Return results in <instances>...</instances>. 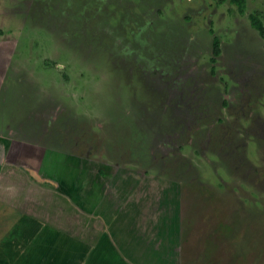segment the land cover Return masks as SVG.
Wrapping results in <instances>:
<instances>
[{
  "label": "rangeland",
  "instance_id": "374dc122",
  "mask_svg": "<svg viewBox=\"0 0 264 264\" xmlns=\"http://www.w3.org/2000/svg\"><path fill=\"white\" fill-rule=\"evenodd\" d=\"M253 12L0 0V264H264Z\"/></svg>",
  "mask_w": 264,
  "mask_h": 264
},
{
  "label": "trees",
  "instance_id": "16d2710c",
  "mask_svg": "<svg viewBox=\"0 0 264 264\" xmlns=\"http://www.w3.org/2000/svg\"><path fill=\"white\" fill-rule=\"evenodd\" d=\"M222 1H226V0H222ZM231 4L235 5L238 9V11L240 13H244L245 9H246V0H228ZM258 13H250L249 14V19H250V24L251 26L258 32L259 36L264 39V23L263 21L260 19L259 14ZM210 32L213 35V31L210 30ZM212 48H213V57H212V61L216 62L217 57L220 54L221 51V41L220 38L216 35L213 36V40H212Z\"/></svg>",
  "mask_w": 264,
  "mask_h": 264
},
{
  "label": "crops",
  "instance_id": "0c3cea01",
  "mask_svg": "<svg viewBox=\"0 0 264 264\" xmlns=\"http://www.w3.org/2000/svg\"><path fill=\"white\" fill-rule=\"evenodd\" d=\"M0 91H1V84H0ZM10 136H11V135H10ZM7 138H8V137L4 135V139H7ZM2 218H3L2 220L6 219V218H4V217H2ZM11 221H13V220H11ZM7 223H9V222H7Z\"/></svg>",
  "mask_w": 264,
  "mask_h": 264
},
{
  "label": "flooded vegetation",
  "instance_id": "af4514ba",
  "mask_svg": "<svg viewBox=\"0 0 264 264\" xmlns=\"http://www.w3.org/2000/svg\"><path fill=\"white\" fill-rule=\"evenodd\" d=\"M1 219H3V218H1ZM32 229H33V227H32ZM4 245V246H3ZM0 247H2V248H5L6 247V244H2V245H0ZM60 250V249H59Z\"/></svg>",
  "mask_w": 264,
  "mask_h": 264
}]
</instances>
